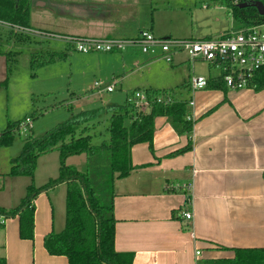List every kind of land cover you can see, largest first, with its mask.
<instances>
[{
	"label": "crops",
	"instance_id": "crops-1",
	"mask_svg": "<svg viewBox=\"0 0 264 264\" xmlns=\"http://www.w3.org/2000/svg\"><path fill=\"white\" fill-rule=\"evenodd\" d=\"M153 5V0L58 3L54 7L65 14L62 18L77 17L74 23L84 30L62 34L41 29L40 33L133 39L148 31L158 38L195 39L155 35L154 11L162 13L164 7ZM58 41L66 45L64 52L74 49ZM102 54L122 58L121 81L114 86L116 91L120 85L126 101L134 92L156 90L177 94L188 104L194 102L193 107L188 105L194 121L190 136L179 135L161 117L155 121L153 147L142 143L131 148L133 170L114 185L115 250L133 254V264H230L238 251L264 250V90L211 89L219 84L220 73L202 60L191 61L186 54L175 55L171 63L137 49ZM193 75L205 77L207 89L193 92ZM92 90L97 89L93 86ZM190 139V151L172 155ZM57 172L59 176V167ZM54 174L49 181L58 177ZM176 185L191 189L168 191ZM66 194L67 187L61 184L34 200L33 240L20 238L17 217L0 223V259L5 264H69L65 257L51 256L44 245L47 236L65 228ZM187 212L191 220L184 217Z\"/></svg>",
	"mask_w": 264,
	"mask_h": 264
},
{
	"label": "trees",
	"instance_id": "trees-1",
	"mask_svg": "<svg viewBox=\"0 0 264 264\" xmlns=\"http://www.w3.org/2000/svg\"><path fill=\"white\" fill-rule=\"evenodd\" d=\"M32 1L0 0V27L8 26L12 37L25 41L29 38L28 34L19 32L20 30L43 32L32 28L30 24ZM253 1L264 4V0H214L217 5L230 10L238 28L264 23V16L251 5ZM243 3L248 6L241 7ZM48 53L55 52L49 50ZM250 84L256 92L264 90V68L255 74ZM209 88L228 90L221 80L219 84ZM141 92L150 100H155L148 113L137 110L128 101V97L122 106H114L108 110L83 111L43 136L35 137L32 129L29 130L24 149L17 159L11 161L12 167L8 175L27 177L32 180V184L27 187L26 196L17 207L10 210L0 207V216L7 219L18 218L21 239H34V200L37 196L65 184V228L62 232L45 238L47 252L51 256L67 258L69 264H133V254L115 250V181L131 174L133 166L130 151L133 146L147 143L150 148L153 147L157 118H167L179 135L190 136L194 125L193 120H188V102L183 101L180 96L177 97V94L156 90ZM164 95L172 96L175 102L170 105L158 104L156 101ZM105 113L109 114L106 129L108 141L102 140L99 137L101 133L97 135L95 132L96 127L102 124L100 118ZM27 118L30 117L8 122L7 127L0 132V148L13 145L16 134L21 130V124ZM191 149L190 139L185 148L172 155H182ZM52 152L59 153V176L42 187H36L33 180L38 159ZM82 155L86 156L84 171L67 164L69 158ZM168 191L182 192L175 189ZM5 263L4 258L0 259V264ZM230 264H264V250L238 251L235 262Z\"/></svg>",
	"mask_w": 264,
	"mask_h": 264
},
{
	"label": "rangeland",
	"instance_id": "rangeland-1",
	"mask_svg": "<svg viewBox=\"0 0 264 264\" xmlns=\"http://www.w3.org/2000/svg\"><path fill=\"white\" fill-rule=\"evenodd\" d=\"M76 1L85 3L88 0H33L30 15L32 28L62 34L84 30L83 25L74 23L77 17L71 16L72 21L64 19L62 16L65 14L54 7L58 3ZM153 1L154 8L160 9L161 4L164 7L162 13L154 11L152 32L157 36L188 35L195 39H217L223 33L238 28L229 10L217 5L214 0ZM39 3L46 6L39 7ZM7 28L0 27V95L3 97L0 104H4L0 112V132L9 120L18 121L32 116V134L40 137L83 111L108 110L126 103L120 85L112 94H97V90H92L96 82L116 86L121 81L122 58L118 54H82L74 49L64 53L67 47L58 39L38 37L32 32L18 30L29 37L26 41L19 40L12 37ZM50 49L55 53H48ZM108 118L109 114L105 113L100 118L104 125L97 126L95 131L97 135L101 133L99 137L102 140L107 141ZM28 132L21 130L11 147L0 148L1 208L17 207L26 195L27 185L32 184L31 179L8 175L11 161L17 159L24 149ZM58 162V152L40 157L33 181L36 187L39 183L45 185L53 173L55 177L58 176ZM85 163L84 155L67 160L69 166L79 171L85 170Z\"/></svg>",
	"mask_w": 264,
	"mask_h": 264
},
{
	"label": "built area",
	"instance_id": "built-area-1",
	"mask_svg": "<svg viewBox=\"0 0 264 264\" xmlns=\"http://www.w3.org/2000/svg\"><path fill=\"white\" fill-rule=\"evenodd\" d=\"M32 33L39 37L58 38L82 54L123 53L129 49H137L143 55L167 63H171L175 55L186 54L191 61L202 60L210 68L218 71L219 79L224 82L228 90L232 91L252 89L250 84L252 79L259 70L264 68V23L225 33L217 39L203 40L158 38L148 31L141 32L133 39L55 36L34 31ZM94 87L102 93L115 91L114 85H104L101 82H96ZM190 87L193 92L207 89L208 80L203 76L193 75L190 79ZM128 101L143 113H148L152 104L155 103V100H150L140 91L134 92ZM156 102L170 105L175 100L170 95H164ZM189 106L193 107L194 102L189 103ZM188 120H192L191 115ZM31 129L32 120L27 118L21 124V130L27 132ZM170 189L190 191L191 187L176 185ZM184 217L191 220L193 216L187 212ZM6 220L7 218L0 216V223Z\"/></svg>",
	"mask_w": 264,
	"mask_h": 264
},
{
	"label": "water",
	"instance_id": "water-1",
	"mask_svg": "<svg viewBox=\"0 0 264 264\" xmlns=\"http://www.w3.org/2000/svg\"><path fill=\"white\" fill-rule=\"evenodd\" d=\"M251 5L254 6V7L257 9L258 13H259L261 16H264V4H263V2H261V1H253V2L251 3ZM247 6H248L247 3H243V4L241 5V7H247Z\"/></svg>",
	"mask_w": 264,
	"mask_h": 264
}]
</instances>
